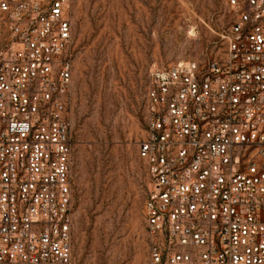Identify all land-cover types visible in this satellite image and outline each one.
Returning <instances> with one entry per match:
<instances>
[{
    "label": "built area",
    "instance_id": "obj_1",
    "mask_svg": "<svg viewBox=\"0 0 264 264\" xmlns=\"http://www.w3.org/2000/svg\"><path fill=\"white\" fill-rule=\"evenodd\" d=\"M221 57L148 70V264H264V0ZM68 0H0V264H73Z\"/></svg>",
    "mask_w": 264,
    "mask_h": 264
},
{
    "label": "rangeland",
    "instance_id": "obj_2",
    "mask_svg": "<svg viewBox=\"0 0 264 264\" xmlns=\"http://www.w3.org/2000/svg\"><path fill=\"white\" fill-rule=\"evenodd\" d=\"M49 1V0H42ZM73 264H148L145 137L152 65L221 57L227 0H68Z\"/></svg>",
    "mask_w": 264,
    "mask_h": 264
}]
</instances>
